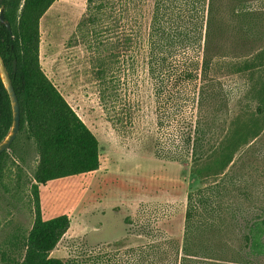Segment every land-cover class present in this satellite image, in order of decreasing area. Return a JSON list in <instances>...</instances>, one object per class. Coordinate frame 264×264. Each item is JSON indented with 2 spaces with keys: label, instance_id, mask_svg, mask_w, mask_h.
Instances as JSON below:
<instances>
[{
  "label": "rangeland",
  "instance_id": "1",
  "mask_svg": "<svg viewBox=\"0 0 264 264\" xmlns=\"http://www.w3.org/2000/svg\"><path fill=\"white\" fill-rule=\"evenodd\" d=\"M154 2L55 0L40 19V64L99 141L97 170L39 184L42 218H70L51 252L65 264H130V247H181L187 195L208 183L192 173L188 156L178 154V98L167 103L166 90L162 106L147 73L145 39ZM136 33L141 45L130 52ZM220 62L214 73L231 88L230 111L239 113L251 104L247 91L254 80ZM8 153L0 179V264L21 258L35 217L34 145L20 137ZM252 171L245 167L243 178L234 173L241 189L224 194L222 206L235 208L212 218L213 230L224 232L229 260L242 246L247 218L264 215V178ZM248 264H264V256Z\"/></svg>",
  "mask_w": 264,
  "mask_h": 264
},
{
  "label": "trees",
  "instance_id": "2",
  "mask_svg": "<svg viewBox=\"0 0 264 264\" xmlns=\"http://www.w3.org/2000/svg\"><path fill=\"white\" fill-rule=\"evenodd\" d=\"M54 1L0 0L10 24L9 30L0 22V55L20 110L19 131L10 149L22 137L34 145L38 157L31 184L34 221L23 238L21 258L8 264H65L51 252L70 218H42L39 184L100 166L96 135L40 64L39 22ZM138 45L141 38L136 33L130 37V52ZM145 47L147 73L158 101L163 106L166 90L167 103L178 98V154L188 156L192 173L208 183L187 195L182 246L171 244L173 251L156 243L130 247V264H248L264 256L262 213L247 218L242 246L231 260L226 258L224 232L213 230L212 221L223 208H235L223 207L222 196L240 191L241 181L233 177L236 171L243 178L248 166L252 175L264 178V0H155ZM218 61L232 73L254 80L247 91L251 104L239 113L230 111L231 88L214 73ZM11 123V104L0 78V141ZM8 156V150L0 153V179ZM211 178L217 180L210 183Z\"/></svg>",
  "mask_w": 264,
  "mask_h": 264
},
{
  "label": "water",
  "instance_id": "3",
  "mask_svg": "<svg viewBox=\"0 0 264 264\" xmlns=\"http://www.w3.org/2000/svg\"><path fill=\"white\" fill-rule=\"evenodd\" d=\"M0 22L4 23L6 27L10 30V24L8 21L4 20L3 8H0ZM14 61V68H15ZM0 78L1 81L7 91L9 96L11 109H12V123L8 133L4 136V138L0 141V153L6 151L10 148V145L16 138L19 131V123H20V110L18 99L12 85V81L9 75V72L4 64L2 56L0 55Z\"/></svg>",
  "mask_w": 264,
  "mask_h": 264
}]
</instances>
